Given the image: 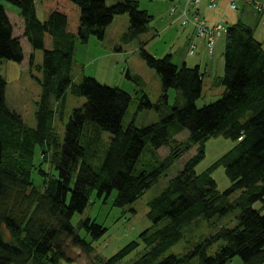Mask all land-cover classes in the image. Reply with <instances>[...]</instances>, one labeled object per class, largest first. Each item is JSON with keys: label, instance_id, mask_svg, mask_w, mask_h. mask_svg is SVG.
Returning <instances> with one entry per match:
<instances>
[{"label": "trees", "instance_id": "16d2710c", "mask_svg": "<svg viewBox=\"0 0 264 264\" xmlns=\"http://www.w3.org/2000/svg\"><path fill=\"white\" fill-rule=\"evenodd\" d=\"M5 3L19 8L31 48L43 50L45 80L36 112L37 126L30 127L21 114L7 107V82L0 74V264H72L70 247L92 253V245L71 222L73 215L88 205L92 192L101 196L117 191L115 204L132 203L198 145L199 151L150 201L148 216L153 224L168 221L141 234L146 252L132 264H232L235 256H240L243 264H264V47L253 30L241 22L226 29L224 74L220 77L226 91L202 108L196 105L205 76L200 67L179 66L172 54L157 58L142 46L141 57L160 75L165 99L172 88L182 94L185 103L173 106L157 123L124 128L122 122L132 95L93 77L85 76L77 84L70 69L77 40L87 43L92 35L103 38L117 15L129 14L135 34L146 32L153 17L140 8L139 1L123 0L109 6L105 0H43L48 18L41 21L35 0H0V63L3 59H24ZM69 88L73 94L86 97V102L71 113L61 144L54 128L57 110L51 95L63 99ZM144 98L140 107H152L147 96ZM87 122L112 135L98 169L86 160L81 162L86 156L82 136ZM185 129L189 138L177 140L175 137ZM219 134L236 141L217 165L224 167L231 182L225 191L218 189L212 175L215 167L196 172L197 164L205 158L204 143ZM147 141L155 152L168 146L170 153L159 158L152 169L137 172L136 164ZM38 147L44 160L53 162L58 170L55 176L40 167L41 189L33 178ZM239 189L242 194L232 202L229 195ZM260 200L261 210L254 207ZM235 207L240 209L235 227H221L182 256L160 258L182 238L185 227L201 218L227 214ZM83 224L95 238L106 231L90 219ZM214 244L219 248L211 255L209 249ZM139 245L132 241L104 264L121 262Z\"/></svg>", "mask_w": 264, "mask_h": 264}, {"label": "rangeland", "instance_id": "374dc122", "mask_svg": "<svg viewBox=\"0 0 264 264\" xmlns=\"http://www.w3.org/2000/svg\"><path fill=\"white\" fill-rule=\"evenodd\" d=\"M105 1L107 5L112 6L123 0ZM137 1H139L140 8L148 11L150 16L153 17L148 23V30L135 34L130 28L129 14L115 16L113 22L107 27L103 38L92 35L87 43L77 40L70 69L73 82L77 84L85 76H88L97 79L103 85L121 88L132 95V101L122 122L124 128L131 124L142 128L157 123L169 114L173 106L184 105L185 99L176 89L171 88L167 92L168 98L165 99L161 77L141 57V47L144 46L155 57L163 58L177 51L185 43L186 36L182 35V30H184L182 27L192 25L193 31L196 27L195 23H184L182 13L183 10L188 8L185 1L182 3H180V0ZM7 4L9 5V3H5V5ZM10 5L14 9V11H10L11 21L14 25L15 35L20 37L24 59L22 62L3 59L0 63V74L7 82L6 105L21 114L28 126L36 127V112L44 93L45 75L42 69L44 53L42 49L31 48L29 41L24 36V22L20 16L19 8L13 4ZM36 6L38 18L45 21L48 18V11L45 9L43 0H36ZM190 7L192 8V6ZM233 10L237 11L238 8ZM172 18L181 27L178 24L171 25ZM166 25H171V27L163 33L162 29ZM224 32L220 40L222 42L216 45L213 59L211 57L215 46H213L212 53H210L209 46L202 38L200 39L206 43V54H196L189 57V64L196 66L195 62H199L202 73H205L202 95L196 101L198 108L215 102L226 91L225 86L220 81V77L224 74V59L222 53H219V47L223 46L225 40ZM190 43L191 40L187 44V49L188 53L192 55L196 52V46L195 51L191 52L189 50ZM144 96H147L152 103V107L146 105L143 108L140 107L141 103L145 102ZM85 102L86 97L73 94L70 88L67 89L66 96L63 99H58L54 93L51 95V103L57 110L54 128L61 144L64 140L66 124L71 113L75 108H80ZM111 136L109 131L98 128L92 122H87L82 136L86 156L81 159V162L86 160L95 169H98L104 161ZM175 138L179 141H185L189 138V131L185 129ZM235 144V140L222 134L208 139L204 143L205 158L196 166L198 174L215 167L212 175L220 191L227 190L231 182L224 167L217 165L220 158L231 150ZM199 146L193 147L168 167L161 174L159 180L132 203L124 206L115 204L117 191H113L111 195L103 194L101 196L97 191H93L85 209L73 215L71 220L77 233L92 245L93 252L87 253L80 247H70L68 253L73 258L72 264H104L132 241H138L140 243L139 247L126 255L117 264H132L142 256L146 252V247L141 240V234L148 229L154 230L161 227L168 221L164 219L158 226L153 224L148 216L150 201L168 186L170 180L184 168L185 163L199 151ZM169 153L170 148L168 146H162L155 152L150 141H147L145 149L136 164V171L152 169L159 164V158L164 159ZM35 165L37 167L33 173L34 183L40 189L43 185V177L39 173L40 167L51 175H58L56 165L50 160H44L40 147L36 150ZM75 178L76 175L73 178L72 186H74ZM241 194L242 190L239 189L230 194L229 198L233 202ZM262 204L261 200L257 201L254 203V207L261 210ZM261 211L264 212V210ZM239 212L240 209L235 207L227 214H217L193 222L185 227L182 238L167 249L160 258L170 254L182 256L196 244L216 234L221 227H235L238 223L237 216ZM87 219L100 224L106 231L97 238L93 237L83 224ZM218 246V244H214L209 249V253L211 255L215 254L219 248ZM101 260L103 261L101 262ZM64 264L68 263L65 262ZM232 264H243V260L240 256H235L232 259Z\"/></svg>", "mask_w": 264, "mask_h": 264}, {"label": "crops", "instance_id": "0c3cea01", "mask_svg": "<svg viewBox=\"0 0 264 264\" xmlns=\"http://www.w3.org/2000/svg\"><path fill=\"white\" fill-rule=\"evenodd\" d=\"M209 1L210 0H200V5H199V12L206 19L208 23L213 25L221 21L225 25L226 29L229 26L237 22L244 23L253 30L255 37L259 41L262 42L263 47H264V12H258L253 5L248 4L245 0H217V6L215 7H211ZM182 2L183 1H180V3ZM233 2L236 3L237 5V8H238L237 11L231 9L230 7V5ZM35 3H36V0H35ZM5 6L7 9L8 15L11 18L10 11L12 10L14 11V9H12L10 4L9 5L7 4ZM174 24L179 25V23L176 22L172 18L171 25H174ZM171 25L164 26L162 29V32L163 33L166 32L171 27ZM182 28L184 29L182 30V35L186 36V41L185 43H183V46H181L177 51L171 53L173 55V61L179 66H182L183 64H187L190 67H194L189 64L190 63L189 57H192L196 54H206L205 52L207 51L206 43L204 40L200 38H196L195 39L196 52L190 55L188 53L187 44L189 40H191L193 37L194 28L192 25H188ZM224 34L226 37V31L224 32ZM222 36L223 34L220 37H217L215 41L214 52L212 54V57L210 56L212 59L214 58V54L216 52V45L222 42L220 41ZM223 42H224L223 46L221 45V47H219V53H222V56L224 59L225 40ZM195 64L198 65L201 69V64L199 62H195ZM204 79H205V76H204ZM204 79H203V82H204Z\"/></svg>", "mask_w": 264, "mask_h": 264}, {"label": "built area", "instance_id": "2783aa9c", "mask_svg": "<svg viewBox=\"0 0 264 264\" xmlns=\"http://www.w3.org/2000/svg\"><path fill=\"white\" fill-rule=\"evenodd\" d=\"M185 1L188 8L183 10L182 15L184 23H195V31L193 39L191 40L189 50L191 52L195 51V42L194 38H202L206 41L207 46L210 48V53H212L213 46L215 45L216 38L221 36L223 31L226 30L223 22L219 21L213 25L208 23L206 19L199 12L200 0H181ZM248 4H251L255 7L258 12H264V0H245ZM210 6H217V0H210ZM192 6V8L190 7ZM231 8L237 9V5L235 3L231 4ZM191 10V11H190ZM189 51V52H190Z\"/></svg>", "mask_w": 264, "mask_h": 264}, {"label": "bare ground", "instance_id": "6f19581e", "mask_svg": "<svg viewBox=\"0 0 264 264\" xmlns=\"http://www.w3.org/2000/svg\"><path fill=\"white\" fill-rule=\"evenodd\" d=\"M257 1H262V0H257Z\"/></svg>", "mask_w": 264, "mask_h": 264}]
</instances>
